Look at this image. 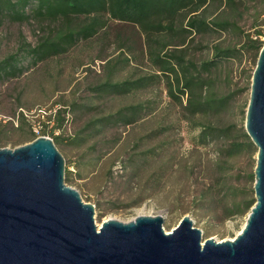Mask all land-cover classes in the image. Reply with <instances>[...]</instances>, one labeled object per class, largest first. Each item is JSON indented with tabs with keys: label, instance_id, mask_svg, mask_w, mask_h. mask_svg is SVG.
<instances>
[{
	"label": "rangeland",
	"instance_id": "rangeland-1",
	"mask_svg": "<svg viewBox=\"0 0 264 264\" xmlns=\"http://www.w3.org/2000/svg\"><path fill=\"white\" fill-rule=\"evenodd\" d=\"M231 8L234 11L228 17L235 21L236 27L206 36L204 41L196 35L191 50L193 57H209L211 43L222 40L223 45L239 46L244 41L243 35L256 29L264 32V0H234L222 10L229 13ZM222 10L220 8L215 14ZM26 13H30L28 7ZM49 30L51 27L34 18L12 22L0 16V60L16 54L12 65L20 70L17 77L0 80V148H15L35 139L30 132L39 128L42 114L48 113L57 102L66 109L61 114L63 121L59 133L63 141L55 146L65 160V168L72 171L70 180L65 175L64 182L76 189L83 201L94 205L97 225L108 218L128 222L139 215H161L163 229L169 232L183 215H188L193 226L201 230L203 239H233L241 231L247 214L222 219L220 209L214 211L211 205L200 200L202 190L213 178L210 168L217 150L213 145L197 148L193 145L192 140L199 129L180 119L181 114L167 96L164 85L113 101L98 98L89 89L105 79L110 66H113V79L131 74L160 73L146 57L143 34L132 26L112 22L92 41L79 43L63 56L34 64L25 50L28 48L26 44L36 46ZM206 45L208 47H204ZM118 57L128 58L129 65L117 61ZM109 59H113L110 64L107 63ZM253 68V56L244 53L238 59L220 64L214 72L215 86L230 101L228 110L221 114L223 124H234L236 129L244 126L245 114L242 112L248 103ZM147 99L154 101V110L141 122L129 127L110 126L100 137L89 139L81 146L71 144L89 120L107 112L108 105L115 110L124 104ZM72 102L84 106V109H73ZM89 105L96 106V109H86ZM18 112H23L28 125L20 127L16 121ZM165 126L167 129L160 133L158 129ZM87 132L82 134L85 136ZM148 134L150 137L140 143L138 138ZM114 136H119V141L110 148ZM161 140L168 144L160 157L164 161L170 158L173 165L167 170L164 167L163 177L155 180L159 175L157 172L161 171L159 165L171 163L157 160L155 155L149 158L143 170L135 172L129 163L130 155ZM136 142L140 144L137 147ZM242 160V166L247 168L250 159ZM150 177L153 178L149 181Z\"/></svg>",
	"mask_w": 264,
	"mask_h": 264
},
{
	"label": "trees",
	"instance_id": "trees-1",
	"mask_svg": "<svg viewBox=\"0 0 264 264\" xmlns=\"http://www.w3.org/2000/svg\"><path fill=\"white\" fill-rule=\"evenodd\" d=\"M232 1L234 0H0V16L12 22H25L34 18L38 23L51 27L36 46L26 44L28 48L25 50L34 64L63 56L79 43L92 41L98 33L105 32L112 22L137 28L144 36L146 57L160 73L131 74L113 79V66H110L105 79L89 89L96 97L113 101L115 98L134 97L164 85L167 96L181 114L180 119L189 123L192 128L199 129L192 140L193 145L196 148L213 145L217 150V157L210 168L213 178L199 198L211 205L214 211L220 209L222 219H228L247 214L255 202L253 184L257 148L245 132L244 126L236 129L234 124H223L221 114L228 110L230 101L215 86L214 72L220 64L238 59L244 53L253 56L255 67L259 50L264 44V32L256 29L243 35L244 41L239 46L223 45L222 40L211 43V55L202 59L193 57L191 50L196 35L204 41L206 36L217 35L236 27L235 21L228 17L234 11L233 8L229 13L222 10ZM27 7L30 13H26ZM220 8L222 11L215 14ZM207 45L204 47H208ZM15 55L0 60V80L19 75V68L12 65ZM117 59L125 62V66L129 65L128 58ZM112 61L113 59H109L107 63ZM153 104L154 101L150 99L138 100L115 110L108 105L105 114L93 117L85 124L81 131L83 133L87 130V134L84 136L79 132L77 138H71V144L81 146L89 139L100 137L110 126L118 128L137 124L153 112ZM71 107L84 109V106L76 102H72ZM246 107L247 103L244 108ZM65 109V106L53 103L48 113L42 114L39 128L30 134L51 137L54 144L63 141L59 133L63 121L61 114ZM86 109H96V106L89 105ZM245 111L244 109L242 113L245 114ZM16 121L20 127L29 123L23 112H18ZM166 129L165 126L158 130L162 133ZM149 137L148 134L138 140L141 143ZM118 141L119 136H114L110 140V148H114ZM166 144V140H161L150 148L130 155L129 163L135 172L143 170L148 165L149 158L156 155L157 160L171 162L170 165H159L161 171L157 172L159 175L155 176V180H160L164 167L167 170L173 165L170 158L164 161L160 157L167 149ZM139 145L138 142L135 143L136 147ZM133 158L136 161L133 162ZM243 158L250 159L247 168L242 166ZM71 174V169L66 167V179Z\"/></svg>",
	"mask_w": 264,
	"mask_h": 264
},
{
	"label": "water",
	"instance_id": "water-1",
	"mask_svg": "<svg viewBox=\"0 0 264 264\" xmlns=\"http://www.w3.org/2000/svg\"><path fill=\"white\" fill-rule=\"evenodd\" d=\"M244 129L257 148L255 202L241 231L222 241L203 239L188 215L169 232L161 215L97 225L94 205L65 184L51 138L0 148V264H264V44Z\"/></svg>",
	"mask_w": 264,
	"mask_h": 264
},
{
	"label": "built area",
	"instance_id": "built-area-1",
	"mask_svg": "<svg viewBox=\"0 0 264 264\" xmlns=\"http://www.w3.org/2000/svg\"><path fill=\"white\" fill-rule=\"evenodd\" d=\"M39 137V136H38ZM45 137H47V136H45Z\"/></svg>",
	"mask_w": 264,
	"mask_h": 264
}]
</instances>
